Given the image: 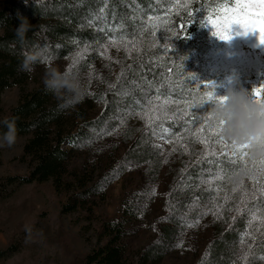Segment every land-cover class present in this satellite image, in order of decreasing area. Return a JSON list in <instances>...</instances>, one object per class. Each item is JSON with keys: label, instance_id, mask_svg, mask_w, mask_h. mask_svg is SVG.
Segmentation results:
<instances>
[{"label": "rangeland", "instance_id": "obj_1", "mask_svg": "<svg viewBox=\"0 0 264 264\" xmlns=\"http://www.w3.org/2000/svg\"><path fill=\"white\" fill-rule=\"evenodd\" d=\"M191 1H161L159 9L139 19V28L134 32L136 34L134 38L110 30L111 26L107 27L108 18L97 11L90 16L89 20L94 31L104 29V34L98 36L97 40L73 41L74 49L66 57H58L53 52H47L49 49L46 48L45 58L50 56L51 59L37 63L35 70L30 73L25 91H31L44 83V74L49 67L56 68L60 72L76 73L85 90L91 91L94 87L102 86L103 96L109 95L115 100V105L122 108L118 117L119 137L117 139V134L111 135L103 142L95 143L94 141L87 144L91 145L93 150L97 149L101 152L104 151L105 146L113 148L119 139L128 135L127 130L135 124L138 132L144 129L141 133L143 135L140 136L143 143L158 148L159 157H156L159 158V162L148 160L149 162L144 163L143 166L132 164L124 176L107 183L105 200H98L102 195H97L96 200L99 202L93 206L94 216L91 221L81 217V210L62 213L64 204L69 201L68 192H57L51 183L25 186L15 199L0 204V264H68L74 252H87L97 243L96 230L104 217L122 214L121 202L124 197L136 199L137 210L142 213V216L130 224L127 229V239L131 250L136 245L144 247L156 236L163 235L166 228H170L171 234L168 238L171 239L170 246L162 250L164 252L160 260L152 262L153 264H201L203 260L206 261L205 264H208V257L215 245V240L218 241L221 238L224 227L232 226L229 221L232 220L233 213L241 207L240 202L253 189L252 181L247 179V175L245 176L247 194H242L240 191L233 192L232 189L239 185L236 179L239 172L233 174L228 165L224 166L226 171L223 179H212L216 166L207 161L212 160L213 157L208 156L203 159L205 146L191 134L195 131L196 125L190 127L186 125L185 121L189 117L185 116L181 120L179 119L180 113L177 112L176 119L162 117L154 119L149 125L147 119L141 118L140 114L147 112L148 116L153 115L151 109L154 104L159 103L156 99L157 95L144 92L141 101L134 109L135 107L125 106L123 102V99L131 94L125 88L122 90L116 87L122 69L124 73L128 71L133 60L144 52L151 53L156 59L169 56L179 57V49L174 51L170 48L171 55L164 51L161 43H164L169 36V33L165 31V26L162 25L159 29H155L157 33L155 37L149 33L148 17H163L165 13L162 14V12L169 9L172 12L183 8ZM232 1L234 5L258 2V0ZM228 3L229 0L209 2L204 8L203 13L206 15L204 18L207 19L210 15L216 14L222 6H234ZM18 6L21 8L20 5ZM55 13L56 9L46 7L41 16L43 19L28 18L24 25L37 27L40 22L57 23L60 20L59 17H52ZM97 16L101 18L97 19ZM43 30L51 31L49 26ZM212 31L211 26H204L202 40L197 48L187 45L182 58H187V63H190L191 69L195 72L197 81L211 82L217 95L223 96L230 86L237 90L244 88L249 92V87L256 86L259 78L264 76V44H259V37L255 34H236L241 31L238 26H233L232 37L229 40H221L213 36ZM4 32L5 29L0 28V35ZM113 37L118 42L121 41V37L129 41L135 40L138 51L131 50V45H129V51L126 52L122 42L118 47L112 46L109 41ZM105 46H107L108 58L102 55ZM57 47L59 50V44ZM42 48L35 46L32 49L34 52ZM78 53H83V58L73 65V60ZM86 61L88 62L87 68L84 67ZM232 76L236 77L235 84L229 83V77ZM197 81H192L195 88L191 98H178L174 94H168L167 96L161 95L160 100L167 98L177 101L180 110L192 111L191 104H198L204 92L203 88L197 90L195 83ZM134 85L135 88L142 86L136 80ZM20 89L19 86H15L4 91L2 99L7 108L18 104L21 98ZM149 101L152 103L150 104ZM99 103L100 100L95 101L94 112L99 110ZM176 107V105L167 106V116H172L176 112ZM209 113L212 114V108H209L205 115ZM155 115H161V113L157 112ZM208 123L216 124L217 122H214L211 117ZM149 128H151V133H149ZM164 128H169L170 133H165ZM186 128L187 131H185ZM153 132L156 134L154 135ZM177 134L180 137L179 143L176 142ZM204 134L207 135V132L205 131ZM161 136L164 138H160ZM27 139L28 136L17 137V143L11 148L0 147V175L30 173V163L24 157V146ZM168 139L173 140V143H166ZM215 147L217 152L221 151L220 145L217 144ZM173 148H176V151H173ZM187 158H190L189 161H193V164H199L193 169L194 174L190 172L183 175L189 162ZM220 159L223 160L224 157ZM157 167L158 172H155ZM113 175L114 173L111 177ZM210 179L211 184L205 182ZM257 179L260 181L258 185L261 189V186H264V175L258 176ZM261 194L264 195V192ZM218 207L219 213L214 215ZM177 209H179L178 223L171 222L170 217L174 216L172 213H175ZM42 213H44L42 218L46 219L50 225L49 233L41 232L39 226L36 225ZM253 213L264 218V199L248 200L247 206L245 204L242 209L241 217L234 226L237 228L238 237L235 240V246L226 258L230 264H237L238 256L242 255L239 241L245 232H252L255 236L254 240L246 239L244 250H247V244L252 245L248 260L253 258V262L264 264V254H261L254 245L255 242L260 244L264 240V226H261L260 221L257 220L253 222L251 228L249 227V220ZM188 224L194 226L188 227ZM13 243L14 248L7 250ZM208 246L210 250L204 258ZM71 248L75 250L70 252Z\"/></svg>", "mask_w": 264, "mask_h": 264}, {"label": "trees", "instance_id": "obj_2", "mask_svg": "<svg viewBox=\"0 0 264 264\" xmlns=\"http://www.w3.org/2000/svg\"><path fill=\"white\" fill-rule=\"evenodd\" d=\"M161 1L163 0H0V28L5 29L4 34L0 35V135L7 131L3 121L16 118L17 137L28 136L24 157L28 159L31 168L27 175H0V204L15 199L27 185L51 183L57 192L69 193V201L64 204L62 213L81 210V217L91 221L94 216L93 206L98 200H105L107 183L124 176L132 164L143 166L149 161L159 162L156 157H159L158 148L143 143L140 136L144 129L138 132L135 124L127 130L128 135L119 139L113 148L105 146L101 152L93 150L87 144L103 142L111 135L117 134V139L119 137L118 117L122 108L117 107L115 100L109 95L103 96L102 86L94 87L91 91L86 89L81 103L64 108L61 107L63 101L48 91L44 83L31 91H25L30 73L20 71L19 65L24 54L33 52L32 48L35 46L48 48L47 52H53L58 57H66L74 49L73 41L97 40L104 32L94 31L89 20L101 8L105 10L103 14L108 18L107 27L110 25V30L118 28L114 32L134 38V32L139 28V19L159 9ZM213 1L192 0L187 7L169 14L170 19L177 23L187 22L188 11L194 12L196 16L194 23L187 29L188 36L172 40L171 49H179V57L156 59L151 53L144 52L133 60L128 71L123 76L119 75L116 85L131 94L123 99L125 106L136 109L143 93L157 95V88L164 96L174 94L178 98H191L195 87L190 77L195 72L190 63H187V58H182V55L187 45L197 48L202 40L204 26H201L200 20L206 16L203 13L204 8ZM228 4L234 5L232 0ZM46 7L56 9L52 17L58 16L59 22H40L37 27H27L28 30L21 40L17 35L20 26L28 18L43 19L41 16ZM164 13L166 12H162ZM48 26L51 31H44ZM57 44L60 46L59 50ZM87 63H84L85 68L88 67ZM135 80L142 86L135 88ZM261 82H264V76L259 78L256 86ZM15 86L21 88V98L17 105L7 108L2 94ZM251 89L249 87V92ZM96 100H100L99 110L94 112ZM150 130L151 128L149 133ZM189 159L187 158V162ZM198 165L189 161L183 175L190 172L194 174L193 169ZM155 172H158V167ZM261 193L260 186L256 185L255 191L252 189L240 202L239 211L236 210L229 221L232 226L224 227L221 238L215 240L208 264H230L226 258L238 237L237 228L234 226L248 200L264 199ZM99 194L102 196L96 200ZM121 206L122 214L101 220L96 230L97 243L87 252H74L68 264H153L152 262L160 260L164 252L162 250L170 246L171 239L168 238L171 229L166 228L163 235L156 236L144 247L136 245L131 250L127 229L142 213L137 210L136 199L124 197ZM178 210L172 213L174 216L170 217L171 222L178 223ZM42 215L44 213L36 225L41 232L49 233L50 225ZM254 245L264 254V240L260 244L255 242ZM13 246L14 243L7 250L14 248ZM74 250L71 248L70 252ZM209 250L208 246L204 258ZM252 259L247 264H258ZM200 263L205 264L206 261Z\"/></svg>", "mask_w": 264, "mask_h": 264}, {"label": "snow or ice", "instance_id": "obj_3", "mask_svg": "<svg viewBox=\"0 0 264 264\" xmlns=\"http://www.w3.org/2000/svg\"><path fill=\"white\" fill-rule=\"evenodd\" d=\"M107 2V0H105ZM187 7V5H184ZM101 15L104 13V9L101 8L100 10ZM199 11V10H197ZM171 9L166 10V13L163 17L161 16H150L148 17V29L149 33L156 36L155 29H159L162 25L165 26V31L169 33L168 38L165 40L163 45L165 53L171 55L170 48L173 45L172 40L180 39L182 37L188 36L187 29L191 26L195 21V14L192 11L187 12V16L189 19L187 22H179L173 21L170 19L169 13ZM101 16H97V19H100ZM201 26H211L213 29L212 35L218 37L221 40H229L232 37L233 26H238L241 30L240 32L236 33L238 35L243 34H255L259 37V44H264V0H258V2L252 3H243V4H236L234 6H222L217 10V13L214 15H210L207 19L202 18L200 20ZM171 25V26H169ZM122 27V26H120ZM101 31L104 29L101 28ZM114 31H118L119 29H113ZM123 43L126 52L129 51V45H131V50H137L136 48V41L135 40H126L125 38L121 37V41L118 42L115 37H113L109 44L114 47H118L119 43ZM87 49H85L86 51ZM107 57V46H105V51L102 53ZM83 58V53H78L77 57L73 60V65H75L80 59ZM51 57H46L45 60H49ZM124 75V70L122 69L121 76ZM192 81H197L196 76L190 77ZM197 86V90L203 88L204 92L203 95L200 97V102L191 104L192 111L187 110H180L179 109V102L173 101L170 99L160 100V96L163 93L160 92V89L157 88V96L156 99L159 103L154 104L151 111L153 113L152 116H148L147 112H144L141 115V118L147 119L149 125L152 124L154 119H161L162 117H166L168 119H176V113L179 112V119L183 120L185 116L189 117L185 121L186 125L189 127L192 125H196L195 131L191 134L196 136L198 142L204 144L205 146V153L204 156L207 158L208 156L213 157L212 160H208L207 162L210 164H214L216 166V171L213 174L212 179H223L224 173L226 171L225 165L231 167L233 174H237L241 169L246 170L247 172V179L252 181L253 183V190L255 191V186L260 184V181L257 179L258 176L264 175V159L259 160H251L249 163L248 160V152L246 151L247 145H235L229 144L228 141L222 136V125L223 121L217 122L216 124L208 123L211 119L212 114L208 113V109L212 108L213 105L221 104L224 102L225 97L221 95H217L215 92L214 87L211 86V82H203L197 81L195 82ZM114 87V86H110ZM152 87V85H150ZM251 99L254 102H264V82H261L258 86H253L251 91L249 92ZM102 99V97H101ZM151 104L152 101H149ZM169 105H176V112L173 113L172 116H167V106ZM207 106V107H206ZM161 113V115H155V113ZM188 129L186 128L185 131ZM205 131L207 135H205ZM165 133H170L169 128H164ZM155 135L156 133L153 132ZM160 138H164L161 136ZM215 138V139H213ZM180 137L177 134L176 142L179 143ZM166 143H173V140L168 139ZM220 145L221 151L217 152L215 145ZM211 145V147H210ZM183 147V145H181ZM231 149V151H229ZM187 150V149H185ZM173 151H176V148H173ZM224 157L223 160L220 158ZM166 162V161H165ZM208 184L212 183V180L205 181ZM154 191V190H153ZM219 191V188H217ZM233 192L240 191L242 194L246 193V185L245 181L239 183L237 187L232 189ZM261 191L264 192V186H261ZM239 211V209H237ZM219 213V207L217 208V212L214 215ZM259 220L260 225L264 226V218L258 217L255 213L251 215V219L249 220V227L251 228L253 222ZM198 223V221H197ZM188 227H193V224H188ZM259 231V229H256ZM247 240H254L255 236L252 232H245L240 238V246L242 255L238 256L237 264H247L248 256L251 253V244H247V250H244ZM179 246V245H178Z\"/></svg>", "mask_w": 264, "mask_h": 264}, {"label": "clouds", "instance_id": "obj_4", "mask_svg": "<svg viewBox=\"0 0 264 264\" xmlns=\"http://www.w3.org/2000/svg\"><path fill=\"white\" fill-rule=\"evenodd\" d=\"M27 30L26 25L20 26L17 35L21 40ZM45 53L46 48H42L24 54L19 70L26 73L33 72L37 63L45 62ZM43 82L48 91L63 101L61 107H73L85 98L84 85L74 72H60L56 68L49 67L45 71ZM236 82L235 76L229 77L230 84ZM223 96L225 97L223 103L212 106V120L223 121L222 136L230 144H246L249 160L264 159V102H254L246 89L237 90L231 86ZM15 119L3 121L7 131L0 135V147L11 148L17 143ZM246 175V170L241 169L236 177L237 181L242 182Z\"/></svg>", "mask_w": 264, "mask_h": 264}]
</instances>
